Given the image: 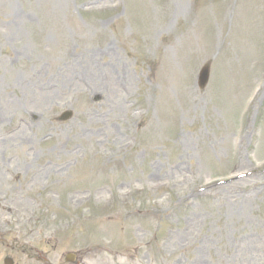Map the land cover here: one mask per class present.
Wrapping results in <instances>:
<instances>
[{
    "label": "rangeland",
    "instance_id": "374dc122",
    "mask_svg": "<svg viewBox=\"0 0 264 264\" xmlns=\"http://www.w3.org/2000/svg\"><path fill=\"white\" fill-rule=\"evenodd\" d=\"M0 102V264H264V0H0Z\"/></svg>",
    "mask_w": 264,
    "mask_h": 264
},
{
    "label": "bare ground",
    "instance_id": "6f19581e",
    "mask_svg": "<svg viewBox=\"0 0 264 264\" xmlns=\"http://www.w3.org/2000/svg\"><path fill=\"white\" fill-rule=\"evenodd\" d=\"M41 82H39V84H40ZM41 87H42V85H40ZM3 95V94H2ZM25 95H28L27 93H25ZM9 95H8V93H7V97H8ZM42 96V95H41ZM31 97V96H30ZM30 99V98H29ZM3 100V102H4V104L1 106V107H3L4 108V110H5V112L7 113V114H9V113H12V111H11V109H13V107H15V105H18V104H20V102H23L24 100L23 99H14V100H6V99H2ZM27 100V99H26ZM43 100V99H42ZM43 102H44V100H43ZM1 103V102H0ZM7 114H5V115H7ZM5 115H3V117H6ZM23 125V124H22ZM25 128H27L26 126H25ZM22 129V128H21ZM18 132H20V131H18Z\"/></svg>",
    "mask_w": 264,
    "mask_h": 264
},
{
    "label": "water",
    "instance_id": "95a60500",
    "mask_svg": "<svg viewBox=\"0 0 264 264\" xmlns=\"http://www.w3.org/2000/svg\"><path fill=\"white\" fill-rule=\"evenodd\" d=\"M208 77H209V65H206L202 71H201V74H200V80H201V84L202 85H205L208 81ZM65 117H69L70 114L69 113H66L64 115Z\"/></svg>",
    "mask_w": 264,
    "mask_h": 264
}]
</instances>
